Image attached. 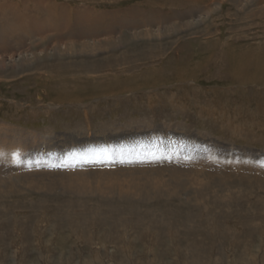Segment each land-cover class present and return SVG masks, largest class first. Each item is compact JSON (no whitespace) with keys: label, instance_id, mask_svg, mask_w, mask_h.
Segmentation results:
<instances>
[{"label":"rangeland","instance_id":"1","mask_svg":"<svg viewBox=\"0 0 264 264\" xmlns=\"http://www.w3.org/2000/svg\"><path fill=\"white\" fill-rule=\"evenodd\" d=\"M0 264H264V0H0Z\"/></svg>","mask_w":264,"mask_h":264},{"label":"bare ground","instance_id":"2","mask_svg":"<svg viewBox=\"0 0 264 264\" xmlns=\"http://www.w3.org/2000/svg\"><path fill=\"white\" fill-rule=\"evenodd\" d=\"M158 137V136H157ZM156 137V138H157ZM165 137V136H164ZM174 137V136H173ZM159 138H162V136L160 135ZM197 140V138H195ZM180 140V139H179ZM190 140V139H189ZM106 143V142H105ZM139 143V142H138ZM202 143V142H201ZM108 144V143H107ZM199 144V143H198ZM173 145V144H172ZM158 145H155L152 149H155L153 150L152 152H143V153H139L138 154H126V155H123L121 153H115L113 154V151L108 153V152H104V151H100V150H94L92 152L89 153L90 157L87 156V155H84V156H81L80 158L84 161V160H87L89 159L90 161L89 162H83L84 164L85 163H90L92 162L91 164H100V165H107V164H111L113 165V167L117 164H121V163H125L127 161H132V163H157V162H161V161H172V160H176V159H185V158H190L191 161H200V159L203 157H208V156H212L211 154H206L205 151H208L209 148H205L203 150V153H197L195 151H191V150H187V151H184L182 152L181 150H178L177 152H174V153H169L167 152V155H164L166 154L165 153H162L160 152L159 150L156 149ZM105 147L108 148V145H106ZM110 147V146H109ZM170 148V147H169ZM203 149V148H202ZM88 154V153H87ZM49 156V155H48ZM72 156V155H71ZM77 157V156H76ZM39 159H43V156L42 157H39ZM45 161L43 163H45L47 160L46 158H44ZM70 159V158H69ZM99 160V162L97 161ZM108 161V163H107ZM174 162V161H173ZM209 162V161H208ZM138 163V164H139ZM172 163V162H171ZM132 165V164H131ZM157 166V165H156ZM119 168V167H118ZM136 168V167H135ZM117 169V168H116ZM129 177V176H128ZM130 178V177H129ZM125 179V178H124ZM123 180V179H122ZM128 180V179H127ZM81 182V181H79ZM107 183V182H106ZM111 184H114L115 187H118V191L120 192V196L121 197H125L126 195H128L127 191L129 190L127 187L131 186L128 184L130 183H121L119 182L118 184L115 183V182H110ZM79 184L81 185L82 183H70V184H67V186L69 187H73V188H79ZM99 186V183H97ZM108 184V183H107ZM83 186V185H81ZM105 186V185H104ZM92 188V187H90ZM83 189L82 187L78 190H81ZM107 191L106 192H110V191H115L116 189L112 187V185L108 188V186L106 187ZM128 189V190H127ZM78 190H75L78 191ZM99 190V189H98ZM95 191H96V188H95ZM103 191V190H102ZM133 209V208H132Z\"/></svg>","mask_w":264,"mask_h":264}]
</instances>
